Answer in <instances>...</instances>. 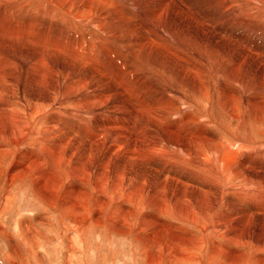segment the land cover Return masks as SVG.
<instances>
[{
    "label": "rangeland",
    "instance_id": "obj_1",
    "mask_svg": "<svg viewBox=\"0 0 264 264\" xmlns=\"http://www.w3.org/2000/svg\"><path fill=\"white\" fill-rule=\"evenodd\" d=\"M138 1H139V4H142L141 6H146V5L154 4L156 0H138ZM133 3L136 5V0H124V2H120L119 7H120L121 12L123 10V12L125 13V10L128 8H131V5ZM158 3H160V0H158ZM251 3H252V0H244V1L243 0H210V1L209 0H179V5H181L179 6L180 9L184 8L185 10L181 12L178 11L179 18L176 17L177 20L176 18H174L175 15H170L168 17L169 19L171 18L170 20L166 18V21L164 23H162L161 25L160 24L156 25L155 20L153 19L152 22L155 24L154 26L155 29L153 31H156V28H159V29L162 28L163 29L162 33H164L167 36L163 38V42H165L168 45V42H167V38H168L172 46L174 47L181 46L180 48H182L183 51L182 49H180V62L182 63L186 62L187 67L190 68L188 70L190 71V73L186 76L182 75L181 76L182 81H179V79L175 77L174 78V81L176 83L175 85H177L178 87H176L171 92L165 82H160V81L153 82L152 80L151 83L154 86L158 85L157 90H159L160 88V92L163 94V96H165L166 98L169 97L172 103V107H174L172 108L173 113L182 111L181 108H183V112H179V114L177 113L176 117H175L176 114L174 115L177 124L187 123L188 126L193 127L195 131H203L201 129H204V131L209 132L211 137L214 138V139L212 138V140H214L213 143H221V144L226 143L227 144L228 142L229 144H231V146L229 147V150L237 151L235 152V155L239 156V158L238 157L236 158L237 161L242 162L243 160H245L246 157H250L253 160V161L251 160V162H253L252 167L258 170V168L259 169L264 168L263 167L264 166V144H263L264 142V69L259 66V64L264 65V7L263 8L253 7ZM238 5H240V7ZM4 6H7L6 11L4 10ZM258 8L261 11L258 10ZM233 12L235 15L233 14ZM253 12H256V13H253ZM35 14L37 13L32 12L28 9L26 10L25 8L20 7V6H15L12 0H0V49L9 44L10 39L8 37H10V38H13L15 41L19 40L31 46L34 49V52L36 51V48L39 46L40 49H43V50L51 49L53 50V52H62L65 55H69L72 57V55L69 54L70 47L66 45L70 42L73 36L71 35L68 36L64 32H59L58 30L55 31L54 33H50V31L48 30V26L49 24H51V21L48 20V21L43 22L40 19V16L38 15L35 16ZM244 14L245 16H243ZM141 16L142 14L138 11L132 14L133 19L136 21L138 25L140 23ZM172 17L174 18L175 22L171 21L173 20ZM188 17L193 19L192 21H190L192 24H190V22L189 23L187 22ZM203 18L206 21H203L204 20ZM200 19L202 20L203 25L205 27L202 25ZM184 23H188V27L186 26L187 24L185 25ZM189 24L191 25V27ZM189 27L194 28L198 32V34L200 33L202 35L200 34L198 35L195 30L194 31L192 29L190 30ZM184 28L186 29L188 28L189 30L187 29L188 30L187 31ZM198 29L200 31H198ZM207 29L211 32L207 31ZM171 30L177 31L178 34L177 32H173ZM179 31L180 33L183 32L181 35L184 34V36H181L179 34ZM172 33H174L175 35H172ZM206 33L208 37L207 36L205 37ZM178 36L179 38H177ZM197 36L199 37L201 36L203 39ZM214 36L216 37V39ZM174 37L177 38V42H176V38ZM192 37H194V39ZM204 37L210 41H206ZM228 37L230 39H228ZM182 38L185 41L182 40ZM222 38H225V39H222ZM226 39L232 42H228V40ZM186 40L188 43L186 42ZM204 42L206 43L209 42V44L208 43L204 44ZM20 44L21 46L24 45L22 43ZM192 45L196 46L195 49H197L196 50L197 52L194 51L195 49H194V46ZM104 46L102 45V43L98 45L94 44L92 46L93 48L99 47V49L101 48L100 50H102L96 55L97 57L102 58L106 53H110L111 55H114L115 57L117 56L120 58V55L122 53L121 50L114 49L113 47L108 45V47L110 48L109 49L106 44H104ZM190 46H192L193 49ZM232 46L233 47L236 46V47L233 48ZM225 48L226 50H224ZM199 49L200 50L202 49L203 51L201 50L200 52ZM236 49L239 51H237ZM184 50H188L189 52H192L193 50L192 54L193 56L194 55L195 56L193 57L191 55L190 57V54L189 55L183 54L186 52ZM207 50H210V51L214 50V51L207 52ZM234 50L236 51V53ZM249 50H251V52ZM216 51H217V54H215ZM219 51H221L222 53H220ZM242 51L243 53H245L244 57L246 55L245 58L243 57V53L240 54ZM148 52H147L148 55L149 54L153 55V56L149 55L151 58V60L149 58V61L153 60L152 62L155 61V63L162 65V67H163V64H166V65L171 64L170 62L165 61L164 59H161L155 51H153L154 53H152V51L150 53ZM5 53L7 56L14 57L15 59H25L28 56H30L28 53H26V51L24 50L18 51L16 48L13 49L12 46H9L6 49ZM233 54L237 56H234ZM215 55H219V57L216 56L217 57L216 58ZM250 55H253V57ZM1 57L5 61L7 58L9 60V57H6V58H4L3 56ZM153 57H155L156 59L155 58H154L155 60L152 59ZM235 57L237 58V61H235L236 60ZM183 59L185 60V62H183L184 61ZM199 60L200 61L202 60L203 62H200ZM217 60L218 62L220 61L219 63L221 64H218ZM196 61H199V63H197ZM231 61L234 62V63L232 62L234 68L231 66L232 65ZM152 62L151 64L154 65L155 63H152ZM201 63H203L204 65ZM205 64L206 65L209 64L210 65L209 68L211 70L207 69L206 67H203L205 66ZM54 66L57 67L58 65L54 64ZM231 67L233 69H235L236 67L237 68L239 67L240 69L238 68L237 70L238 74H235ZM191 68L192 69L194 68V69L192 70ZM200 68L202 69L203 72H206V73H203V72L200 73L201 72ZM203 68L204 69L206 68V69L204 70ZM100 69L110 79L111 78L117 79V80L122 79V75L120 73H116V72L112 73L109 70L105 69L103 66H101ZM175 69L176 68L172 69V73L176 71ZM180 69H181V65H180ZM214 69H217V70L214 71ZM164 71L168 72L167 68ZM229 71H231L230 73L233 72V74H230V73L228 74ZM215 72H217L218 75ZM243 72L244 74H241ZM29 74L30 73H24L21 71L20 73H18L17 82L19 81L21 84V81H22L23 84L27 85V82L24 80L27 77L30 80L32 79V73L30 74L31 76ZM192 74L196 76L193 77ZM167 75L169 76L168 73ZM198 75H200V78ZM227 75L228 76L232 75V77L235 75L234 78L236 79V81L228 82V84L223 89V87H221L220 84L224 83ZM203 82L205 83V85ZM228 85H230L231 87H229ZM181 86H184V87H182L181 89ZM27 87L28 86H26V88ZM21 88L22 87L20 86V88L18 87V89H16L18 94L20 93L18 99H15L16 104L23 101V98L25 95L24 93H21ZM181 94L187 95L186 97L187 102H184L183 100H181ZM230 94H234V95L231 96ZM217 96L218 98L220 96L221 100L219 99V102L216 101ZM210 97H212L213 100ZM223 97H226L227 99ZM172 98L173 100H171ZM198 98L201 100H198ZM214 98L216 100H214ZM216 102L218 104H215ZM208 105H210L211 107ZM25 106L31 107L27 104ZM191 106H193V109ZM208 107L210 108L209 109L210 111L208 110ZM244 108L247 110L249 109L252 114V115L248 114L246 116L253 117V115H255L254 117L256 118L252 119V117H248L249 119L246 120V116L244 117V113H245ZM214 109H217V110H214ZM108 113H111L110 109H108ZM165 113L169 114L168 112H165ZM182 113L183 115H181ZM50 114L51 113H48L47 119L44 120L42 114H38L35 112V114L32 116V120L35 123L40 124V127L43 124L52 126V123L54 121L53 123L54 126H56V124L59 126H62V131L61 132L59 131L60 133H57L51 129V130L45 131V133L40 131L36 135L34 134L24 135L22 132L24 127L22 125H18L17 133L12 135L13 144L11 145V147L6 144L7 145L6 148L9 146V150L6 151V150L0 149V264H175V263L176 264H264V223L261 224V221L258 217L259 215L258 213H261L260 211L264 212V201H263L264 197L262 196V194L254 193L252 195L255 203L263 205V207L260 209L259 206L251 203L248 197H246V199L248 200L247 202H244L243 204H239L240 202L238 200H235V198L232 195H230V193L228 194V192L224 193L225 195L224 197L222 196L223 193L221 191H216L215 193L212 192L213 196L220 195L221 200L223 199L224 200L221 201L219 205H216L212 201L211 202L212 204L211 203L208 204V206L210 205V210H209L210 212L207 213L208 215L204 214L202 218H199V214H198L199 212L198 213L196 212L198 211L196 209L199 203L193 200L197 195L196 193L197 189H196L194 190V192H192V196L190 197L191 203L188 204V207L186 206L188 209L183 206V210L185 209V211H183L184 212L183 215L186 213V216L184 215L186 217L185 221L181 220L177 216H176L177 218L175 216L172 217L167 212H165L163 208V203H162V209L160 210L161 212L155 210L156 207H154V205H157L156 203L148 204V201H150V199L147 198V196H148V193L151 191L149 192L147 191L146 195L142 194L140 198L137 197L138 195L131 196L129 198V201H125L124 199L120 198L114 202V204L118 203L117 205H113V204L106 205L104 207H101V209L97 211L98 206L94 205L95 203L93 201L96 200V197L98 198V196L99 197L101 196L100 198H103L105 197V195L104 193L102 194L100 193L98 195L95 192L94 190L95 188L93 186L92 181L88 180L86 182V189L82 192H80L78 189L70 185L73 184L72 183L73 180L75 181L74 184H79L78 180H76L75 178L79 176L84 166L88 165L87 164L88 162L91 164L96 161L99 162V159L101 160L103 158L104 159L107 158V153L105 154L104 153L105 151L102 152L101 149L103 145H105L104 142L107 141L108 136L112 134L111 133L112 128L108 127V128L100 129V131L104 130V132L102 131L101 134L107 136V138L104 139L103 137L105 136H102L100 134V131L98 132L96 128L97 126H95L96 122L99 119L98 114L92 113L93 115H91L92 117L89 118L88 121L84 120V118H81V120L82 119L84 120L83 122L80 120V118L78 119V117L67 116L65 112L64 113H52L53 115L52 114L50 115ZM140 114L143 115L144 113L142 111L137 113V118L141 121ZM95 116H97L98 118H95ZM212 116H214L215 118ZM187 117L189 120H187ZM218 117L220 118L222 117L221 118L222 120ZM170 118H172V116L171 117L166 116L163 119V124H162L163 128H168L170 126L168 125V124H171ZM184 120L185 122H183ZM242 120H246L247 124L241 123ZM174 125L176 126V124ZM184 126L186 125L184 124ZM191 127H190V130H191ZM63 129H66L67 131ZM105 129H106V132H105ZM96 131L101 136V137L98 136L97 139H95L94 137ZM65 132L66 133L68 132L67 133V137H68L67 146H66V141L65 142L63 141L65 140V137H64ZM55 133L56 135L58 134L57 137ZM69 133H72V134H69ZM188 133L191 134V131ZM19 137L23 139H20ZM245 137L247 138L251 137L254 140L252 143L251 142L249 143V144H252L250 149H247L248 147L243 148V143L241 140ZM56 141H60V142H56ZM261 142L263 144L262 147L259 146ZM56 143L58 145H56ZM43 144H46V146ZM52 144L56 145V148ZM75 145L76 147H74ZM207 145L208 144H205L201 148H204ZM44 146L46 148H44ZM53 146L55 149L53 148ZM90 147L91 149H89ZM34 148L36 150H34ZM74 149H75V152H73ZM46 150H48L47 152L51 150V153H50L51 156L49 153H45ZM52 152L54 154H52ZM58 152L59 153L61 152L60 153L61 155L58 154ZM87 152H89L91 156V158L89 159H88ZM121 153H124V152H121ZM121 153L118 156H114L112 158V159L115 158L114 160H117L116 167L119 164L122 165V163H120V161L118 160ZM41 154L47 155V156L45 157V156H42ZM55 154H57V156ZM62 156H64V159ZM29 158L30 159L35 158L36 160L35 159L29 160ZM51 158L53 159L51 160ZM59 158H61L60 161H59ZM255 158H256V162H254ZM21 159L24 162L20 161ZM40 159H41V163L39 161ZM150 160L151 162L154 161V159H150ZM16 161L17 163L19 161L18 166L16 168H12L11 166L15 164ZM25 161H28V162L25 163ZM34 161L36 163H40L41 165L38 164L37 167L35 168ZM42 162L44 164H42ZM128 163L130 166L127 163L126 165L123 164V166L127 169L129 168V170L132 169L130 170L131 172L129 174H131L132 172L134 173L136 172V174H139L142 171L139 167L135 165H131L130 162ZM21 164H24V165H21ZM183 164L184 165L178 163L176 165L171 166L169 169L174 170L176 174L181 177L189 176L193 178L194 180L201 178V174L197 169H195L193 166L189 167L188 166L189 164L187 163H183ZM42 165L43 167L45 165L46 167L44 168H47V169H43ZM30 167L32 168L30 169ZM97 167L98 166H95L92 168H97ZM180 167L182 168L180 169ZM26 169H27V172L25 171ZM34 169H37V170L40 169V170L35 171ZM109 169L112 170V171L108 170L110 174H112L115 170L113 165H111ZM33 171L35 172V174ZM22 172H24V174ZM36 172H39V173H36ZM13 173H15L16 175ZM31 173H33L34 175ZM69 173H70V177H67ZM38 174L39 176H37ZM53 174H54V178H52ZM34 178H36L35 179L36 182L34 181L35 184L33 183ZM124 178H126V176H124ZM142 178L144 177L142 176ZM52 180H54V182ZM125 180L127 181V183H130V184H134L137 182L135 180L133 181L131 180L132 181L131 182L127 178ZM150 181H153V179L152 180L150 179ZM50 183H53V184H50ZM58 183L61 184L60 187L57 186ZM55 184L56 186L54 187ZM42 186L44 187L43 189L44 191L40 190ZM210 186L211 188H215L217 186L220 188L222 187L217 182L211 184ZM37 190L39 191V194ZM103 190L104 189H101L100 192H102ZM173 191H176V190H173ZM42 192H44L45 194ZM64 192H65V195H64ZM87 192L90 194H85ZM46 193L48 196L46 195ZM176 193L177 192H173L171 195L170 194L168 195L166 194L167 196L165 195L166 197L170 198V199L168 198L164 199L167 202V206L166 207L164 206L165 208H172V211L175 210L174 208H176V205L174 204V201H176V198H175ZM68 194H71L73 197L69 195L70 197H72V198H69ZM173 194L175 195L174 197H173ZM45 195L47 196V198ZM240 196H243V194L241 193ZM48 197L54 200L52 201L51 199H48ZM65 197H67L68 199L67 198L64 199ZM60 198H63L65 202L67 200L69 202L72 201L74 202V205L71 202L68 203V201L67 203H65L64 201L59 202V200H62ZM120 200L121 202H119ZM169 200H171V203ZM47 201L48 202L50 201L49 202L50 204ZM62 202L64 204H62ZM69 204H71L73 207ZM149 205L150 207L153 206L152 207L153 209L152 208L150 209ZM220 205L225 206L223 207L224 209ZM96 207H97V210H96ZM121 208H125L123 210L133 208L134 210L132 211H134L133 212L134 214H131V217L126 214H123ZM211 210H213V212ZM112 211L114 214L111 213ZM245 212H247L248 214L250 213L252 217L254 216L253 220H251L252 222L248 221V223H244V225L240 226L238 225V222L242 217H245L243 216L247 214ZM94 213L98 215L100 214V216ZM117 213H119L121 216ZM147 213L154 214L155 219H157L156 220L157 224L155 225L156 227L147 226V223L145 222L146 220L144 221L145 219L144 216ZM104 214L109 216L108 217L109 219L105 218L107 216H105ZM108 214H111V215H108ZM118 215L122 218L120 217L118 218ZM78 216H79V219H77ZM96 216H97V219H99L98 221L95 220ZM110 220L111 222L113 221L112 224L115 222V223H119L120 225L114 226L111 224ZM116 220H118V222ZM141 221H144L145 223ZM122 222L125 224H123ZM22 224H25L28 227L23 228ZM212 225L213 226L215 225V226L213 227ZM118 226H121L122 228L124 226H127L128 232L125 233V232L116 230ZM161 226L163 228H166L165 230L172 232L171 234H165L167 235V237L168 236L170 237L167 238L165 237V235L162 236L160 234L163 229ZM157 227H159V229ZM30 229H34V230H32L31 233H28V230ZM177 230L179 231V233ZM230 232L232 233L237 232L236 235L238 236H234L233 238ZM188 234L190 235V238ZM171 235L172 236L174 235V236L172 237ZM183 235H187V236L186 237L184 236L185 238L183 237L184 239H182L181 236ZM174 239H177V240L179 239V241L174 240ZM159 240H161L162 244L165 246L164 247L162 245L163 246L162 247L160 245V248H161L160 253L157 251V246L155 245V243L158 244ZM255 247L256 248L259 247L258 250L260 251L255 252ZM153 251L154 253L155 251H157V255L160 254V257L158 258L159 260L156 261V256L155 254H153ZM153 255H154L153 257L154 260L152 261Z\"/></svg>",
    "mask_w": 264,
    "mask_h": 264
},
{
    "label": "bare ground",
    "instance_id": "obj_2",
    "mask_svg": "<svg viewBox=\"0 0 264 264\" xmlns=\"http://www.w3.org/2000/svg\"><path fill=\"white\" fill-rule=\"evenodd\" d=\"M12 1L14 2L15 6H20V7L25 8L26 10L28 9L32 12L37 13V14H35V16H37V15L40 16V19L43 22L48 21V20L51 21V24H49V26H48V30L50 31V33H54L55 31L58 30L59 32H64L68 36L69 35L73 36V38H71L70 42L66 45V46L70 47L69 54L72 55V57L69 55H65L62 52H53V50H51V49H44L43 50V49H40L39 46L36 48V51L34 52V49L31 46L25 44L22 41H19V40L15 41L13 38L8 37L10 39V42L7 46L2 47L0 49V55L1 56H3L4 58L9 57L5 53L6 49L9 46H12L13 49L16 48L18 51L24 50L30 56H28L25 59H15L14 57H9V60H8V58L6 59L7 62L5 60H3L2 57L0 56V64H1V66H0V149L1 150H6V151L9 150V146L11 147V145L13 144V136L12 135L17 133L18 125H22L24 127L22 130L24 135H29V134L36 135L40 131L45 133V131L51 130V129L57 133H60L62 131V126H59L57 124H56V126L53 125L54 121L52 123V126H49L47 124H43L40 127V124L35 123L32 120V116L35 114V112L38 114H42L44 120L47 119L48 113L52 114V113H64L65 112V114L69 117H78V119L80 118V120H81V118H84V120H87V121L89 118L92 117L91 116V115H93L92 113H95V114L99 115V119L96 122V125L94 124L95 126H97L96 128H97L98 132L100 131V129H103V128H108V127L112 128L111 129L112 134H110L108 136L107 141L104 142L105 145H103V147L101 149L102 152L105 151L104 153L105 154L107 153V158H105V159L103 158L101 160L99 159V162L96 161V162H93L91 164L88 162L87 163L88 165L84 166V168L80 172L79 176H77L76 178L74 177L76 180H78L79 184H74L75 181L73 180L72 181L73 184L70 186L75 187L80 192H82L86 189V182L88 180L92 181L93 186L95 188L94 189L95 192L98 195L100 193L101 194L104 193V195H105V197H103V198H100L101 196L100 197L98 196V198L96 197V200L93 201L95 203L94 205L98 206V210L96 207L97 211H99V209H101V207H104L106 205H112V204L117 205L118 203L114 204V202L120 198L124 199L125 201H129V198L131 196L138 195L137 197L140 198V196L142 194L146 195L147 191L148 192L151 191L148 193V196H147V198L150 199V201H148V204L156 203L157 205H154V207H156L155 210L160 211L162 209V203H163V208H164L165 212H167L172 217L177 216L181 220L185 221L186 220V217H185L186 213L184 214L185 215L184 216L183 211H185V209L183 210V206L185 208L188 207V204L191 203L190 197L192 196V192H194V190H196V189H197V192L196 191L195 192L197 193V195L193 200H195L197 203H199V205H197L198 207L196 209V210H198L196 212L197 213L199 212L198 213L199 218H202L204 216V214H207L210 212L209 211L210 205L208 206V204H210L212 201L216 205H219V203L224 200L223 198H222L223 200H221L220 195L213 196L212 192L215 193L216 191H221L223 193V195H222L223 197L225 196L224 195L225 192H228V194L230 193V195H232L235 198V200H238L240 202L239 204H243L244 202H247L248 200L246 199V197H248L250 202L259 206L260 209L263 207V205L255 203L252 195L254 193H257V194L260 193L264 197V168H261V169L258 168V170H257L256 168L252 167L253 162H251L252 158H250V157H246L245 160H243L242 162L237 161L236 158L237 157L239 158V156L235 155V152H237V151L236 150H234V151L229 150V147L231 146V144H229L228 142H227V144L226 143L225 144L213 143V141H214V140H212L213 137H211L209 132L204 131V129H201L203 131H195L193 129V127L188 126L187 123L177 124L175 117L177 116V113L179 114V112H183V108H181L182 111H179L177 113H173L172 108H174V107H172V103H171L169 97L166 98L165 96H163V94L160 92L159 87H158L159 90H157L158 85L154 86L151 83L152 80H153V82H155V81L165 82L167 84V86L169 87V90L171 92L176 87H178L177 85H175L176 83L174 81V78L177 77L179 79V81H182L181 76L182 75L186 76L190 73V71H188L190 68L187 67L186 62L184 60L185 58L183 59L184 60L183 62H185V63L180 62V49H182V48H180L181 46L180 47L172 46V44L170 43L168 38H167L168 45L165 42H163V38H165L167 36L164 33H162L163 32L162 28L161 29L156 28V31H153L155 29L154 28L155 24L161 25L162 23H164L166 21V18H168L170 15H175L174 18H176V17L179 18V12L178 11L181 12V11L185 10L184 8L180 9L179 6H181V5H179V0H166V1L160 0V3H158V0H156L154 4L151 3L152 5H146V6H141L142 4H139V1L136 0V5L133 3L131 5V8H128L125 10V13L123 12V10L121 12L120 7H119V3L124 2V0H12ZM251 4L253 7H262L263 8L264 7V0H252ZM248 5H250V4H248ZM238 6L240 7V5H238ZM4 10L5 11L7 10V6H4ZM258 10H260V9L258 8ZM136 11H138L142 14L139 25L136 23V21L132 17V14ZM253 13H256V12H253ZM233 14H234V12H233ZM249 14H251V13H249ZM186 15H187V13H186ZM243 16H245V14ZM44 18H46V19H44ZM174 18L171 21L175 22ZM177 18H176V20H177ZM153 19L155 20V24L152 22ZM187 20H188L187 22L189 23L193 19L188 17ZM182 21H183V19H182ZM203 21H206V20L204 19ZM169 23H170V21H169ZM188 23H184V24L185 25L187 24L186 26L188 27ZM201 23L203 25L202 20H201ZM190 24H192V23L190 22ZM165 25H166V23H165ZM200 26H198V27H200ZM190 27H191V25H190ZM206 28H208V27H206ZM184 29H186V28H184ZM191 29L193 31L195 30L194 28H190V30ZM171 31H173V30H171ZM198 31H200V30L198 29ZM207 31H209V30L207 29ZM173 32H177V31L174 30ZM209 32H211V31H209ZM182 33H180V31H179L180 35ZM187 33H189V32H187ZM177 34H178V32H177ZM197 34H198V32H197ZM172 35H175V34L172 33ZM200 35H202V34H200ZM179 36L177 38H179ZM181 36H184V34ZM206 36H207V33H206L205 37ZM197 37H199V36H197ZM220 37H221V35H220ZM174 38H176V37H174ZM177 38H176V42H177ZM192 38L194 39V37H192ZM205 39H206V41H210V40H207V38H205ZM215 39H216V37H215ZM222 39H225V38H222ZM228 39H230V38L228 37ZM228 39H226V40H228ZM182 40H184V39L182 38ZM223 41H225V40H223ZM186 42H187V40H186ZM228 42H232V41L228 40ZM20 43H22L24 45L21 46ZM101 43L103 46H104V44H106L107 47H108V45H110L114 49L121 50L122 53L120 55V58L117 56L115 57L114 55H111L110 53H106L102 58L97 57L96 55L102 50H100L101 48L99 49V47L93 48L92 46L94 44L98 45ZM205 43L206 42H204V44ZM207 43L209 44V42H207ZM189 44H191V43H189ZM200 44H202V43H200ZM227 44H229V43H227ZM183 45H184V43H183ZM185 45H187V44H185ZM203 45H202V47H203ZM192 46H194V45H192ZM192 46H190V47H192ZM236 46H238V45H236ZM236 46H234V47H236ZM104 48H105V46H104ZM183 48H184V46H183ZM195 48H196V46H194V49ZM192 49H193V47H192ZM218 49H216V50H218ZM196 50L197 49H195L194 51H196ZM201 50H200V52H201ZM224 50H226V48ZM148 51H150V52L152 51V53H154L153 51H155L161 59H164L165 61H168L171 64L170 65L163 64V67H162V65L155 63V61L152 62L153 60L149 61V58H150L149 55H152V54L148 55L147 54ZM182 51H183V49H182ZM184 51H186L187 53L185 52L183 54H186V55L190 54V57H191V55L193 56V54H192L193 50H192V52H189L188 50H184ZM208 51H210V50H207V52ZM237 51H239V50H237ZM249 51L251 52V50H249ZM150 52H148V53H150ZM219 52L222 53L221 51H219ZM235 53H236V51H235ZM242 53H243V51L240 54H242ZM215 54H217V51ZM244 54L245 53H243V57H244ZM248 54H249V52H248ZM156 55H155V57H156ZM203 56H205V55H203ZM203 56H202V58H203ZM216 56L219 57V55H215V57ZM234 56H237V55H234ZM250 56L253 57V55H250ZM155 57H153L152 59H154ZM245 57H246V55H245ZM248 59H249V57H248ZM150 60H151V58H150ZM186 60H187V58H186ZM207 60H208V58H207ZM199 61H196V62L199 63ZM235 61H237V58ZM243 61H244V59H243ZM151 62L155 63V64L153 65V64H151ZM200 62H203V61L201 60ZM217 62H218V60H217ZM217 62H216V64H217ZM219 62H218V64H221ZM232 62L233 61H231V63ZM233 63H232V65L231 64H229V65H231L233 67ZM54 64H57L58 66L55 67ZM201 64H203V63H201ZM180 65H181V69H180ZM101 66H103L105 69L109 70L112 73H114V72L120 73L122 75V79L117 80V79H113V78H111V79L108 78V76L105 75L101 71V69H100ZM259 66L264 69V65L259 64ZM203 67H206L207 69L211 70L209 68L210 67L209 64H207V65L205 64V66H203ZM239 67H241V66H239ZM166 68H167L168 72L164 71V70H166ZM173 68H176L175 69L176 71L174 73H172ZM233 68H232L233 72L235 74H238L237 73L238 68L237 67L235 69H233ZM215 70H217V69H214V71ZM21 71L24 73H30V74L32 73V79L31 80L28 77L24 80L27 82V85L23 84L22 81H21V84L19 81L17 82L18 73H20ZM231 71H229L228 74ZM202 72L203 71L201 69L200 73H202ZM233 72L230 74H233ZM167 73L169 74V76L167 75ZM180 73H181V75H180ZM203 73H206V72H203ZM215 73L218 75L217 72H215ZM241 74H244V72ZM192 75H193V77L196 76L194 74H192ZM198 76L200 78V75H198ZM234 76L232 77V75H229V76L227 75L224 83L220 84V86L223 87V89H224V87L228 84V82L236 81ZM190 77H191V75H190ZM202 78H203V76H202ZM213 80H214V78H213ZM220 83H222V82H220ZM204 85H205V83H204ZM17 86L19 88L21 86L22 87L21 93L25 94L23 101H21L18 104H16V101H15V99H18V97L20 95V93L18 94V92L16 90V89H18ZM26 86H28V87L26 88ZM184 86H181V89ZM228 86L231 87L230 85H228ZM139 87L142 89H140ZM197 87H199V86H197ZM198 89H196V90H198ZM196 93H197V91H196ZM168 95H170V94H168ZM230 95L233 96L234 94H230ZM205 96H207V95H205ZM209 96H210V94H209ZM186 97H187V95L181 94V100H183L184 102H187ZM214 97H216V96H214ZM210 98H212V97H210ZM223 98L227 99L226 97H223ZM219 99H220V96H219V98L217 96V100L214 98V100H216L218 102H219ZM171 100H173V98ZM198 100H201V99L198 98ZM212 100H213V98H212ZM227 102H228V100H227ZM26 104L31 106V107H26L25 106ZM215 104H218V103L216 102ZM208 106H210V105H208ZM191 107L193 109V106H191ZM214 107H215V105H214ZM108 109L111 110V113H108ZM209 109L210 108L208 107V110ZM214 110H217V109H214ZM141 111L144 114L143 115L140 114L141 115V118H140L141 121H140L137 118V113H139ZM165 112H168L169 114H166ZM244 112H243L244 117L248 114H251V111L249 109L248 110L245 109ZM174 115H175V117H174ZM181 115H183V113ZM206 115H208V114H206ZM166 116H168V117L172 116V118H170L171 124H168V125H170L169 126L170 128L169 127L163 128V125H162L163 119ZM254 116L255 115H253V117L252 116H246V120L249 119L248 117H252V119L256 118ZM212 117H214V116H212ZM95 118H98V117L95 116ZM218 118H220V117H218ZM84 120L82 119L81 121L83 122ZM185 120L183 122H185ZM187 120H189L188 117H187ZM192 120H193V118H192ZM209 120H210V118H209ZM246 120H242V122L241 121L240 122L243 124H247ZM218 121H219V119H218ZM153 122H154V124H153ZM174 124H176V126ZM184 124L186 126H184ZM64 125H65V123H64ZM130 125H132V126H130ZM190 127H191V130H190ZM237 127H239V126H237ZM63 130L67 131L66 129H63ZM102 131L104 132V130H102ZM102 131H100V134ZM190 131H191V134L188 133ZM105 132H106V129H105ZM52 133H51V135H52ZM67 133L65 132V136H64L65 140H63L64 142L66 141V146H67V142H68L67 141L68 140ZM69 134H72V133H69ZM100 134L97 133V131H96V133L94 135L95 139H97V137L100 136ZM55 135H56V133H55ZM57 135H56V137H57ZM102 136H105V137H103L104 139L107 138L106 135H102ZM81 137H83V136H81ZM251 137L250 138L245 137L241 140L243 143V148L248 147L247 149H250L252 144H249V143L250 142L252 143L254 141L253 138H251ZM89 138H87V139H89ZM20 139H23V138H20ZM58 140H60V139H58ZM258 140H260V139H258ZM227 141H229V140H227ZM56 142H60V141H56ZM6 144L9 145L7 148H6V146H7ZM205 144H208V145L205 146L204 148H201ZM263 144H264V142H263ZM263 144L261 142L259 144V146L262 147ZM43 145L46 146V144H43ZM52 145H54V144H52ZM56 145H58V144L56 143ZM56 145H54L55 148H56ZM82 145H84V144H82ZM45 146H44V148H46ZM54 146H53V148H54ZM49 147H51V146H49ZM49 147H47V148H49ZM74 147H76V145ZM88 147H87V149H88ZM97 148H98V146H97ZM75 149L73 152H75ZM78 149H80V148H78ZM89 149H91V147ZM34 150H36V149L34 148ZM48 150H46L45 153L50 154L51 150L49 152H47ZM60 150H61V148H60ZM60 150H58V151H60ZM89 152H87L88 153V159L91 158ZM121 152H124V153H121ZM60 153L58 152V154H60ZM120 153H121V155L118 158V160L120 161V163H122V165L119 164L116 167V161L117 160H114L115 158L114 159H112V158L114 156H118ZM2 154H3V152H2ZM20 154H21V152H20ZM52 154H54V153L52 152ZM41 155L45 156V157L47 156V155H43V154H41ZM41 155H39V156H41ZM55 155L57 156V154H55ZM147 155H149V156H147ZM50 156H51V154H50ZM62 157L64 159V156H62ZM256 158H255L254 162H256ZM34 159L35 158H33V159L29 158V160H34ZM52 159L53 158H51V160ZM60 159L61 158H59V161H60ZM88 159H87V161H88ZM150 159H154V161L151 162ZM15 160H17V159H15ZM20 161H23V160L21 159ZM39 161L41 163V159ZM39 161H37V162H39ZM26 162H28V161H25V163ZM128 162H130L131 165H135V166L139 167L142 171L140 173L138 172L139 174H136V172L135 173L132 172L131 174H129L131 172L130 170H132V169L129 170V168L127 169L123 166V164L126 165V163L129 165ZM18 163H19V161H18ZM18 163L16 161L15 164H13V165L11 163L10 164L12 165L11 166L12 168H16L18 166ZM40 163L35 162V166H34V164H33V166L36 168L38 164L41 165ZM46 163H48V162H46ZM178 163L182 164V165H184L183 163H187V164H189L188 165L189 167L193 166L195 169H197L200 172L201 178L194 180L193 178H191L189 176H186V177L182 176L181 177V176L177 175L174 170L169 169L171 166L176 165ZM42 164H44V163L42 162ZM21 165H24V164H21ZM111 165H113L115 168L114 172L112 173L113 175L108 172V170H111V169H109ZM95 166H98L99 168L98 167L92 168ZM42 167H43V165H42ZM44 167H46V166L44 165ZM44 167H43V169H47ZM31 168L32 167H30V169ZM181 168L182 167H180V169ZM34 170L39 171L40 169L39 170L34 169ZM68 170H70V169H68ZM25 171L27 172V169ZM182 171H183V169H182ZM22 173L24 174V172H22ZM36 173H39V172H36ZM13 174H15V173H13ZM31 174H33V173H31ZM34 174H35V172H34ZM37 176H39V174ZM124 176H126V178L129 179L130 181L135 180L137 182L134 184L127 183V181L125 180L126 178H124ZM137 176H138V178H137ZM142 176L144 178H142ZM67 177H70V173H69V175H67ZM36 178L33 179V183H34ZM52 178H54V174H53ZM38 179H39V177H38ZM150 179L151 180L153 179V181H150ZM52 181L54 182V180H52ZM92 182H90V183H92ZM216 182L218 184H220L222 187L220 188L217 186L215 188H211L210 185L213 183H216ZM36 184H38V183H36ZM50 184H53V183H50ZM58 184H57V186L60 187L61 184L60 183H58ZM87 185H88V183H87ZM55 186H56V184L54 185V187ZM34 187H35V185H34ZM39 187H40V185H39ZM41 188H40V190L44 189V187L42 189ZM101 189H104V190L102 192H100ZM173 190H176V191H173ZM65 192H66V190H65ZM65 192H64V195H65ZM173 192H177L176 193L177 197L173 194V197L175 196V198H176V201H174V204L176 205V208H174L175 209L174 211H172V208H165L167 206V202H166V200H164L165 198H168V197H166L168 194L171 195ZM42 193H44V192H42ZM42 193H40V194H42ZM241 193L243 194V196H240ZM38 194H39V191H38ZM85 194H90V193L87 192ZM91 194H93V193H91ZM46 195H47V193H46ZM66 195H67V193H66ZM69 195H71V194H68V196ZM47 196H46V198H47ZM72 197L69 196V198H72ZM66 198L67 197H65L64 199H66ZM92 198H94V197H92ZM48 199H51V198L48 197ZM60 199H62V200H59V202L64 201L63 198H60ZM168 199H170V198H168ZM85 200H87V199H85ZM67 201L66 202L64 201V202L67 203ZM169 201L171 203V200H169ZM260 201H262V200H260ZM70 202L73 203V205H74V202H72V201H70ZM70 202L68 201V203H70ZM81 202H83V201H81ZM119 202H121V200ZM84 203H86V202H84ZM136 203H137V201H136ZM186 203H187V205H186ZM201 203H203V204H201ZM62 204H64V203L62 202ZM69 205H71V204H69ZM66 206H68V205H66ZM77 206H79V205H77ZM118 206H120V205H118ZM138 206H139V204H138ZM220 206L222 208L225 207L223 205H220ZM152 207L153 206L150 207V205H149L150 209ZM121 209H122L123 214H126L130 217H131V214H134L133 213L134 211H132V210H134L133 208L127 209V210H123L125 208H121ZM213 209H215V208H213ZM119 211H121V210H119ZM211 211L213 212V210H211ZM260 212L261 213H258L259 214L258 217H259L261 224H262V223H264V212H262V211H260ZM111 213H113V211ZM245 213H247V212H245ZM94 214H96V213H94ZM117 214H119V213H117ZM96 215H98V214H96ZM108 215H111V214H108ZM119 215H118V218L121 216V215L120 216ZM157 215H158V213H157ZM227 215H228V213H227ZM253 215H254V213H253ZM98 216H100V214ZM105 216H107V215H105ZM243 216H245V217H242L238 222V225H240V226L244 225V223H248V221L253 220V217H254V216L252 217V215L250 213L249 214L247 213ZM108 217L109 216H107L105 218H108ZM110 217H112V216H110ZM95 218H96L95 220H97V221L99 220V219H97V216ZM120 218H122V217H120ZM144 218H142V219H144V221L146 220L145 222L147 223L148 227H152V226L154 227L157 224V221H156L157 219H155V216L152 213H147L144 216ZM77 219H79V216ZM111 220H110V222H111ZM116 221L118 222V220H116ZM144 221H141V222H144ZM112 222H111V224H112ZM123 224H125V223H123ZM112 225L117 226L120 224L114 222ZM114 226H112V227H114ZM22 227L27 228L28 226H26L25 224H22ZM157 228L159 229V227H157ZM165 229L166 228H163L162 231ZM203 229H205V228H203ZM32 230H34V229L28 230V233H31ZM116 230L127 233L128 227L124 226L122 228L121 226H118ZM151 230H153V229H151ZM162 231L160 233L162 236H164L165 234H171L172 233L168 230H165L163 232ZM180 232H181V230H180ZM178 233H179V231H178ZM230 233H231L233 238H234V236H238V235H236L237 232H233V233L230 232ZM184 236L186 237L187 235L181 236L182 239L185 238ZM165 237H167V235H165ZM168 237H170V236H168ZM189 238H190V235H189ZM142 239H144V238H142ZM174 240H177V239H174ZM177 241H179V239ZM166 242H167V240H166ZM147 243H149V242H147ZM189 243H190V241H189ZM174 244H176V243H174ZM155 245L157 246V251L160 253L161 252L160 245L161 246L163 245L162 241L159 240L158 244L155 243ZM149 246H150V244H149ZM258 248L259 247H257V248L255 247V252L260 251V250H258ZM157 251H155V253L153 251V254H155V256H156V261L159 260L158 258L160 257V254L157 255ZM153 257H154V255L152 256V258ZM151 259H150V261H151ZM153 260H154V258L152 259V261Z\"/></svg>",
    "mask_w": 264,
    "mask_h": 264
}]
</instances>
